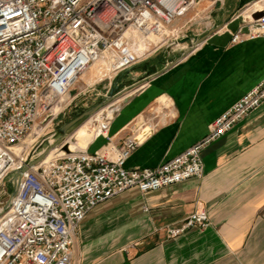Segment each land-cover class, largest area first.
<instances>
[{
	"label": "built area",
	"instance_id": "obj_1",
	"mask_svg": "<svg viewBox=\"0 0 264 264\" xmlns=\"http://www.w3.org/2000/svg\"><path fill=\"white\" fill-rule=\"evenodd\" d=\"M200 1L0 0V190L11 189L0 196V264H73L79 224L94 207L131 188L146 193L201 176L202 150L264 103L262 77L202 138L155 167L125 166L138 144L128 135L118 147L56 152L21 171L49 146L63 147L33 139L28 151L14 150L35 127L76 107L74 84L94 62L114 76L168 43L178 46L182 29L170 27ZM230 19L240 20L231 44L264 38V0L246 3ZM109 123L99 135H107ZM208 223L206 210H194L167 235Z\"/></svg>",
	"mask_w": 264,
	"mask_h": 264
},
{
	"label": "crops",
	"instance_id": "obj_2",
	"mask_svg": "<svg viewBox=\"0 0 264 264\" xmlns=\"http://www.w3.org/2000/svg\"><path fill=\"white\" fill-rule=\"evenodd\" d=\"M245 1L212 0L204 8L214 33L167 68H136L148 81L119 98L104 122L90 119L96 121H89L90 138L111 121L88 150L118 147L133 135L138 144L125 166L155 167L202 138L216 116L264 77V38L230 43L240 23L230 15ZM154 64L159 61L150 60L147 70ZM201 157L199 177L146 193L131 188L94 207L79 224L73 264H264V103ZM200 209L207 226L167 235Z\"/></svg>",
	"mask_w": 264,
	"mask_h": 264
},
{
	"label": "rangeland",
	"instance_id": "obj_3",
	"mask_svg": "<svg viewBox=\"0 0 264 264\" xmlns=\"http://www.w3.org/2000/svg\"><path fill=\"white\" fill-rule=\"evenodd\" d=\"M211 1L212 0H203L198 2L185 15L177 18L173 22V25L170 28L181 27L182 29L178 40H181L184 37H190L193 39L200 38L207 32V30L210 29V13L204 7L210 4ZM251 1L254 0H247L237 5L231 15L240 12L244 8V5L246 3H249ZM178 46H180V48L182 49L178 50ZM178 46L175 47L173 44L168 43L167 45L152 53L149 57L146 58L149 59L155 53L162 50L160 53V57L158 58L159 64H154L153 66L155 69L154 72L159 71L161 67L166 65V63H169L170 60H173L178 57L181 51H183V49L186 47V45ZM98 69L99 67L96 66L91 67V69L87 71L81 77V79L77 80L74 84L72 93L77 94V98L75 101L76 107L66 109L64 114H61L57 119H55L49 126L45 127L44 129H42L43 125L35 127L28 135L29 137L27 136V139H25H36V143L42 140L41 146L47 147L49 146V141H53L52 143L56 144H62L66 140H68L71 135L78 131L76 136L69 139L65 150L88 147L89 143L92 142L94 139H98L100 136H103L99 135L97 137L95 136L94 138L89 137L94 128L92 124L96 123V121L90 120L92 114L82 118L80 121L68 128L63 133L58 132L59 127L67 120L71 119L75 115H78L79 113L90 108L93 105L100 104L97 110H99V108L107 106L110 102L117 100L120 96H123L126 93H129L130 91L135 90L136 88L144 85L149 79L148 74L140 70H129L122 75L128 76V80L122 83V80L120 79L117 82L118 90L112 94L111 98H109L110 89L112 88L115 77L118 73L114 76L112 74L103 75L102 73L98 72ZM89 121H92V124ZM19 145L23 146V149L26 148V151H28L31 147V144L27 142H23ZM52 146H49V148ZM39 150L40 149H37V151ZM10 193L11 189L9 188V186H5L0 190V196L2 197H9Z\"/></svg>",
	"mask_w": 264,
	"mask_h": 264
},
{
	"label": "water",
	"instance_id": "obj_4",
	"mask_svg": "<svg viewBox=\"0 0 264 264\" xmlns=\"http://www.w3.org/2000/svg\"><path fill=\"white\" fill-rule=\"evenodd\" d=\"M258 14H255L254 17H256ZM217 30V28H212L209 30V32H207L205 35L201 36L200 38H196V39H193V38H190V37H184L182 38L181 40H177V43L178 42H181L183 45H186V47L183 49V51H181V53L179 54L178 57H176L175 59L173 60H170L169 63H167L165 65V68L171 66L172 64H174L175 62L179 61L180 59H182L187 53H189V50L190 48L192 47H195V45L201 43L208 35H211L212 33H214L215 31ZM193 42V43H192ZM162 51V50H161ZM161 51H158L157 53H155L153 56H151L149 59L147 60H152V59H157L160 57V53ZM159 61V60H158ZM141 63V62H140ZM139 63L137 64H133L131 65L130 67L120 71L116 77H115V80H114V84L112 86V88L110 89V92H109V98L112 97V94L118 90V85H117V82L121 79L122 75L124 73H126L127 71L129 70H135L136 67H138ZM151 68V72H154L155 69L154 67H150ZM100 106V104H96V105H93L91 106L90 108L82 111L81 113H79L78 115H75L74 117H72L71 119L67 120L65 123H63L59 129H58V132L59 133H63L65 132L68 128H70L71 126H73L74 124H76L78 121H80L82 118L90 115V114H93L97 109L98 107ZM65 148V147H63ZM47 150L43 151L38 157H36L35 159H32L30 161H28L26 163V165L21 169V171H24L26 170L27 168L31 167V166H35L37 165L38 163H40V161L42 160V158L44 157V155L46 154Z\"/></svg>",
	"mask_w": 264,
	"mask_h": 264
},
{
	"label": "bare ground",
	"instance_id": "obj_5",
	"mask_svg": "<svg viewBox=\"0 0 264 264\" xmlns=\"http://www.w3.org/2000/svg\"><path fill=\"white\" fill-rule=\"evenodd\" d=\"M200 44V43H199ZM176 45H183L181 42H178V43H176ZM176 47V46H175ZM93 66H96V67H100V63L99 62H94L89 68H88V70L87 71H89L90 69H91V67H93ZM86 71V72H87ZM85 72V73H86ZM98 72L100 73V68L98 69ZM97 72V73H98ZM84 73V74H85ZM84 74H82L81 76H80V79H81V77L84 75ZM127 94V93H126ZM125 94V95H126ZM125 95H123V96H125ZM134 95V94H133ZM123 96H120L119 98H121V97H123ZM118 98V99H119ZM117 99V100H118ZM117 100H115V101H113V102H110L107 106H105V107H102V108H99V110H97L95 113H93L92 115H91V118L90 119H93V120H96V121H100V122H104L106 119H107V115H108V113L112 110V108L114 107V105H115V103H116V101ZM128 100V99H127ZM29 137V136H28ZM70 138V137H69ZM69 138H68V140H66L65 142H64V145H63V147H65L66 148V145H67V143H68V141H69ZM27 139V138H26ZM25 139V140H26ZM24 140V142H27V143H30L31 141H32V138L31 139H29L28 138V140H26L25 141ZM59 148L57 145H53L52 147H50L48 150H47V152H46V154L44 155V157L42 158V160L40 161L41 163H43L44 161H47L48 159H50V158H52L54 155H55V153L57 152L58 153V155H62L63 153H65L66 151H74V150H76V149H66L65 150V148ZM21 149H23V146H20V145H16L15 146V148H14V150H15V152H19Z\"/></svg>",
	"mask_w": 264,
	"mask_h": 264
},
{
	"label": "trees",
	"instance_id": "obj_6",
	"mask_svg": "<svg viewBox=\"0 0 264 264\" xmlns=\"http://www.w3.org/2000/svg\"><path fill=\"white\" fill-rule=\"evenodd\" d=\"M149 61L150 60H147V61H144V62L139 63L138 67H136V68H142L143 67V68H145V71L147 73L151 72L150 70H147L148 69Z\"/></svg>",
	"mask_w": 264,
	"mask_h": 264
}]
</instances>
